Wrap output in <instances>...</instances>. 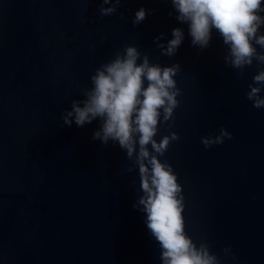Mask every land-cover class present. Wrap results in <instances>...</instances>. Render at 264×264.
<instances>
[{"label":"water","instance_id":"water-1","mask_svg":"<svg viewBox=\"0 0 264 264\" xmlns=\"http://www.w3.org/2000/svg\"><path fill=\"white\" fill-rule=\"evenodd\" d=\"M100 6L0 0V264H161L144 214L132 207V162L118 144L92 139L98 120L78 127L61 119L95 70L130 45L150 63L180 65L173 126L159 125L155 139L179 135L160 159L182 185L185 232L220 264H264V108L246 98L264 65L253 61L239 76L224 64L215 29L209 47L193 46L170 0H123L104 17ZM140 8L151 14L134 26ZM173 28L184 39L163 56L157 43L166 45ZM221 127L232 138L206 148L201 137Z\"/></svg>","mask_w":264,"mask_h":264},{"label":"clouds","instance_id":"clouds-1","mask_svg":"<svg viewBox=\"0 0 264 264\" xmlns=\"http://www.w3.org/2000/svg\"><path fill=\"white\" fill-rule=\"evenodd\" d=\"M123 0H101L99 15L109 16L117 12ZM176 11V20L188 25L191 43L200 49L210 46L215 29L227 48L224 64L237 69L264 65V6L262 0H170ZM111 5L104 7V5ZM151 10L140 8L135 12L132 24L139 25ZM172 15V12H169ZM164 34L154 38V42ZM172 39L167 44L157 43L160 54L174 56L184 39L181 28H173ZM180 71L179 64L161 66L150 63L146 53L137 46H125L114 58L101 64L90 77L91 87L81 90L82 99L71 101V110H65L61 119L65 126L73 121L78 127L99 121V129L92 139L104 146L118 144L132 162L127 168H135L139 176V195L132 207L145 216L150 235L159 244L161 264H220L206 242H195L185 232L184 196L182 185L172 166L160 158L169 146L179 139L176 132L155 139L159 125L167 123L172 128L174 111L179 106L181 94L174 77ZM246 98L254 108H264V69L258 70L248 85ZM231 139V133L221 127L216 136L201 137L206 147L222 144ZM226 255L230 248H224ZM235 260V256L232 255Z\"/></svg>","mask_w":264,"mask_h":264}]
</instances>
